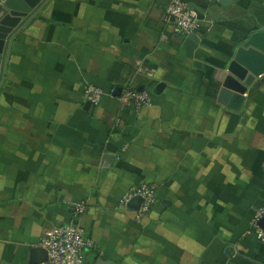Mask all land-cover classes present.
Here are the masks:
<instances>
[{"label": "crops", "instance_id": "obj_1", "mask_svg": "<svg viewBox=\"0 0 264 264\" xmlns=\"http://www.w3.org/2000/svg\"><path fill=\"white\" fill-rule=\"evenodd\" d=\"M183 1L204 16L192 58L171 0H51L14 38L0 89V264H32L44 231L71 223L95 244L85 264H264L250 234L264 203V83L241 112L217 103L221 71L264 28V0ZM88 85L105 92L98 106ZM128 86L152 103L122 108L114 91ZM142 185L156 203L137 222L119 201Z\"/></svg>", "mask_w": 264, "mask_h": 264}, {"label": "water", "instance_id": "obj_2", "mask_svg": "<svg viewBox=\"0 0 264 264\" xmlns=\"http://www.w3.org/2000/svg\"><path fill=\"white\" fill-rule=\"evenodd\" d=\"M51 0H0V89L4 84L5 73L8 66L10 49L14 38L38 15V13ZM226 5V0L219 2ZM195 11V9H192ZM196 12V11H195ZM200 20L204 16L196 12ZM200 44L197 34H190L184 41V49L188 57L192 58L194 51ZM264 77V28L251 34L237 48L233 59L221 71L218 82L220 84L217 103L231 111L241 112L251 89L259 88ZM165 83L156 85L154 95H160L166 88ZM143 92V91H141ZM122 89L116 88L114 97H121ZM114 159L113 155L103 156V167L107 168ZM264 166V164H263ZM143 203L141 197H135L128 205L135 211L139 210ZM264 228V218L260 222ZM48 254L43 248H34L31 251L32 264H45Z\"/></svg>", "mask_w": 264, "mask_h": 264}, {"label": "built area", "instance_id": "obj_3", "mask_svg": "<svg viewBox=\"0 0 264 264\" xmlns=\"http://www.w3.org/2000/svg\"><path fill=\"white\" fill-rule=\"evenodd\" d=\"M207 1L210 6H215L221 0ZM167 19L174 21L175 32L183 37H188L192 33L199 35L204 30V21L200 20L198 14L192 11L183 0H171L167 8ZM206 31L210 32L211 27H207ZM104 96L105 92L95 85H88L84 91L85 101L94 106H98ZM151 96L149 92L136 91L128 86L122 91L120 104L122 108L128 106L135 109L147 107L151 103ZM135 197L143 199L140 209L134 211L135 218L141 220L151 212L156 203V189L149 185L134 187L124 196L120 205L128 208L130 201ZM85 210L86 206L78 204L76 217L83 214ZM263 218L264 203L256 210L250 221V234L264 245V228L260 224ZM40 247L48 254L45 264H85L86 253L94 250L95 244L79 226L71 223L44 231Z\"/></svg>", "mask_w": 264, "mask_h": 264}, {"label": "rangeland", "instance_id": "obj_4", "mask_svg": "<svg viewBox=\"0 0 264 264\" xmlns=\"http://www.w3.org/2000/svg\"><path fill=\"white\" fill-rule=\"evenodd\" d=\"M262 81H263L262 83H264V78H262ZM251 91H252V89H251ZM251 91H250V92H251ZM252 92H253V91H252ZM254 92H255V91H254ZM252 97H253V94L250 96V98H248V100L250 101V99H252ZM151 103H152V96H151ZM151 103H150V104H151ZM253 104H254L255 106H257V101H253ZM259 117H260V118H263L262 116H260V114H259ZM260 118H259V119H260ZM263 156H264V155H263ZM245 166H246V164H245ZM257 166H258V165H257ZM260 166L262 167V164H260ZM241 167H243V170H244V166H243V164L241 165ZM261 178H263V181H264V176H263V175H261ZM123 198H124V196L121 198V200H122ZM121 200L119 201V204L121 203ZM149 214H150V213H149ZM149 214H148V215H149ZM148 215H147V216H148ZM147 216H145V217H147ZM135 219H136V218H135ZM143 219H144V218H143ZM143 219H141V220H137V219H136V221H137V222H140V221H142Z\"/></svg>", "mask_w": 264, "mask_h": 264}, {"label": "trees", "instance_id": "obj_5", "mask_svg": "<svg viewBox=\"0 0 264 264\" xmlns=\"http://www.w3.org/2000/svg\"><path fill=\"white\" fill-rule=\"evenodd\" d=\"M134 90H136V91H140L139 89H137V88H134ZM131 108H134V107H131Z\"/></svg>", "mask_w": 264, "mask_h": 264}]
</instances>
